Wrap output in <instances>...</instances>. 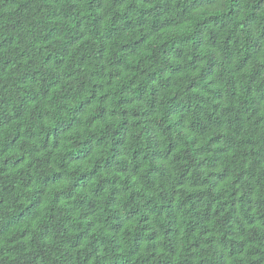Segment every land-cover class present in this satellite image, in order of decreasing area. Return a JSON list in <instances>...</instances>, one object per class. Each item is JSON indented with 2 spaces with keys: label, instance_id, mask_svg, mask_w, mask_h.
Listing matches in <instances>:
<instances>
[{
  "label": "trees",
  "instance_id": "obj_1",
  "mask_svg": "<svg viewBox=\"0 0 264 264\" xmlns=\"http://www.w3.org/2000/svg\"><path fill=\"white\" fill-rule=\"evenodd\" d=\"M0 264H264V0H0Z\"/></svg>",
  "mask_w": 264,
  "mask_h": 264
}]
</instances>
